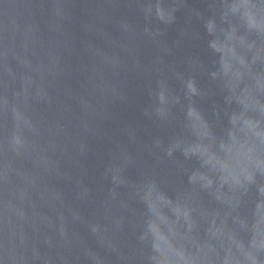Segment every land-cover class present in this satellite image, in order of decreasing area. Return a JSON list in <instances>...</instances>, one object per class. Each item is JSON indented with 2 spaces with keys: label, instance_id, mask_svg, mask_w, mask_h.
<instances>
[{
  "label": "water",
  "instance_id": "water-1",
  "mask_svg": "<svg viewBox=\"0 0 264 264\" xmlns=\"http://www.w3.org/2000/svg\"><path fill=\"white\" fill-rule=\"evenodd\" d=\"M0 264H264V0H0Z\"/></svg>",
  "mask_w": 264,
  "mask_h": 264
}]
</instances>
